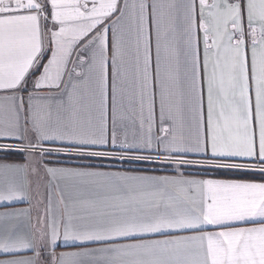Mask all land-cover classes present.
I'll use <instances>...</instances> for the list:
<instances>
[{"label":"snow or ice","instance_id":"1","mask_svg":"<svg viewBox=\"0 0 264 264\" xmlns=\"http://www.w3.org/2000/svg\"><path fill=\"white\" fill-rule=\"evenodd\" d=\"M0 139V264H264V0H0Z\"/></svg>","mask_w":264,"mask_h":264},{"label":"crops","instance_id":"2","mask_svg":"<svg viewBox=\"0 0 264 264\" xmlns=\"http://www.w3.org/2000/svg\"><path fill=\"white\" fill-rule=\"evenodd\" d=\"M19 141H16L14 139H0V144H17ZM25 154L21 152L16 151H8L3 152L0 151V163H8V164H19L23 165L25 164ZM45 163L49 167H67V168H77L81 167L83 165H74V164H65L56 162L53 160H48L45 158ZM93 166V165H92ZM41 167V175L43 176V165ZM103 171H134V170H128V169H121V168H110V167H96ZM188 172H194V171H188ZM155 175H174L173 172L167 171V172H155L151 173ZM187 174V173H186ZM203 175V174H201ZM209 175H215L212 173H209ZM29 179H31L32 184L29 189V200L28 201H18L13 203H6L3 206H0V212L5 211H16L21 209H29L30 211V217L31 222L33 224L37 223V217H43L45 216L46 209L48 207V177L43 176L39 182H37L36 177L30 176ZM37 183H39V188L37 189ZM70 184L71 181L69 180H60V191L67 193V191L70 190ZM51 192H52V210L54 213H60L63 211V205L59 204V196L57 195V188L56 183L54 182L51 186ZM38 193V194H37ZM37 227L39 225L37 224ZM58 247L56 248L57 254L60 252H70V251H78L80 250L78 246L72 245L71 243L69 245H65L63 240L58 242ZM102 245H88V247H101Z\"/></svg>","mask_w":264,"mask_h":264},{"label":"rangeland","instance_id":"3","mask_svg":"<svg viewBox=\"0 0 264 264\" xmlns=\"http://www.w3.org/2000/svg\"><path fill=\"white\" fill-rule=\"evenodd\" d=\"M48 160H53L60 163L65 164H74V165H93L96 167H110V168H121V169H137V166L131 165L126 162H122L119 160H112V161H101V160H82L79 158H68V157H56V156H50L46 157ZM143 166H141L142 169ZM188 171H195V170H188Z\"/></svg>","mask_w":264,"mask_h":264},{"label":"trees","instance_id":"4","mask_svg":"<svg viewBox=\"0 0 264 264\" xmlns=\"http://www.w3.org/2000/svg\"><path fill=\"white\" fill-rule=\"evenodd\" d=\"M128 170H137V169H128Z\"/></svg>","mask_w":264,"mask_h":264}]
</instances>
